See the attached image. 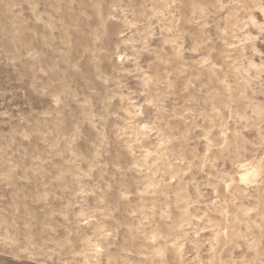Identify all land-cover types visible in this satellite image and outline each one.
Returning a JSON list of instances; mask_svg holds the SVG:
<instances>
[{
  "label": "rangeland",
  "instance_id": "rangeland-1",
  "mask_svg": "<svg viewBox=\"0 0 264 264\" xmlns=\"http://www.w3.org/2000/svg\"><path fill=\"white\" fill-rule=\"evenodd\" d=\"M0 264H264V0H0Z\"/></svg>",
  "mask_w": 264,
  "mask_h": 264
}]
</instances>
